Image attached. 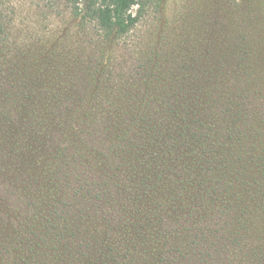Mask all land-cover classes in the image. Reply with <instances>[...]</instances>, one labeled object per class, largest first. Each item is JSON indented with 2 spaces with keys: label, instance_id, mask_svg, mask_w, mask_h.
Returning a JSON list of instances; mask_svg holds the SVG:
<instances>
[{
  "label": "trees",
  "instance_id": "16d2710c",
  "mask_svg": "<svg viewBox=\"0 0 264 264\" xmlns=\"http://www.w3.org/2000/svg\"><path fill=\"white\" fill-rule=\"evenodd\" d=\"M68 1L86 61L63 32L10 42L0 12V264H264V62L202 46L124 76L144 0Z\"/></svg>",
  "mask_w": 264,
  "mask_h": 264
},
{
  "label": "rangeland",
  "instance_id": "374dc122",
  "mask_svg": "<svg viewBox=\"0 0 264 264\" xmlns=\"http://www.w3.org/2000/svg\"><path fill=\"white\" fill-rule=\"evenodd\" d=\"M144 3L143 16L128 39V48L116 53L124 76L133 69L141 74L143 70L135 68H143L142 64L159 52L161 60L172 63L168 70H161L164 74L158 71L159 76L182 75L185 60L201 62L202 46L210 47L212 52L207 57L212 58L219 55L220 48L228 50L226 57L233 55L241 44L255 63L264 62V55L259 52L264 49V0H144ZM70 8L68 0H0L1 19L8 32L4 37L8 35L10 42L34 53L63 32L65 38L61 41L86 61L96 51L97 33L91 25L86 29L76 24L66 28ZM120 84L112 86V91ZM129 88L135 90L133 86ZM158 88L170 91L177 87L164 81Z\"/></svg>",
  "mask_w": 264,
  "mask_h": 264
}]
</instances>
